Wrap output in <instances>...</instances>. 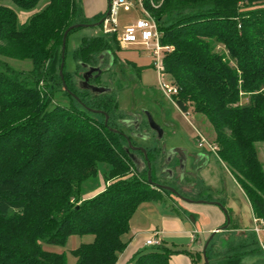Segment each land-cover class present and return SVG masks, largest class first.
<instances>
[{"label":"trees","instance_id":"trees-1","mask_svg":"<svg viewBox=\"0 0 264 264\" xmlns=\"http://www.w3.org/2000/svg\"><path fill=\"white\" fill-rule=\"evenodd\" d=\"M153 2L146 0V6L159 22L161 43L172 47L162 65L177 87L176 107L185 112L191 105L205 117L215 134L216 158L243 190L252 214L264 219V169L255 145L264 142V0ZM20 12L29 14L24 21ZM103 15L97 13L93 21ZM90 22L80 0H0V264H67L64 252L46 245L62 246L71 235L84 234L93 235V241L70 250L75 264H115L139 204L168 194L152 187L146 167L134 166L124 137L105 126L104 115L75 106L63 89L58 74L63 32ZM15 45L23 54L14 58L28 61L27 70L4 60L13 57ZM57 47V66L50 71L47 62ZM112 48L109 38L92 36L82 40L73 58L78 56L80 65ZM43 78L45 89L39 86ZM66 86L86 106L109 117L114 113L112 91L102 97L74 83ZM60 91L67 107L51 105ZM99 178L103 189L83 198L99 186ZM225 228L234 229L229 223ZM208 245L211 253L217 250ZM149 249L137 251L130 264H170L178 251L191 255L164 242ZM219 249L228 258L218 264L264 256L251 233L239 241L225 238ZM194 257L198 264L202 248Z\"/></svg>","mask_w":264,"mask_h":264},{"label":"rangeland","instance_id":"rangeland-1","mask_svg":"<svg viewBox=\"0 0 264 264\" xmlns=\"http://www.w3.org/2000/svg\"><path fill=\"white\" fill-rule=\"evenodd\" d=\"M99 1L100 0H80L83 11L87 6L88 14H90L88 17L91 21L90 23L97 22L93 21L94 13L92 8L94 3H99ZM39 8L40 6H38L36 10ZM100 13H105V9ZM19 14H23V12H20ZM84 14L87 16L85 11ZM111 16L115 19V24H112L110 21H108V23L103 26L100 24L98 26L78 27L69 33L64 47L62 71L64 82L69 85L73 83L76 85L75 75H78L77 73L80 71V67L75 61L79 57L75 55L73 58V55L74 51L81 45L82 40L92 36L107 37L109 38L110 45L113 47L112 52L109 51L108 53L114 58L115 66L103 72L95 82L101 85H108V87L111 88L116 100L115 112L112 113V116H110V118L107 120L108 127L117 128L116 124H113L112 118L116 116H123L125 110L147 113L152 116V119L156 124L159 125L162 131L161 137L156 142L158 146H161L162 148L164 146L168 149L174 146H182L191 153L197 152L201 149L208 151V145L214 147L215 134L205 117L201 114L195 113L191 105H187L186 111L181 112L176 107L174 101H169L161 94L157 69L153 65V62L156 59L151 51L138 44L119 47L115 43V38L113 35L104 31V28H115L117 32H120L125 24L131 23L137 18L142 17L139 9H123L119 7L112 11ZM22 49L23 48L21 45H15L13 48H11L10 52L13 57L4 59L8 62V64H10V67L22 70L28 69V65H30L28 61L14 58V56L20 57L23 54ZM58 54L59 50L57 47L55 49L56 56L49 59L47 62L48 65H51L50 71L56 69ZM164 81L171 83L166 74L164 76ZM47 83L48 82H46V79H40L39 86L45 89L47 87ZM173 85L176 87L175 84ZM82 95L86 94L84 93ZM56 96L57 99L54 97V101L51 103L52 106L59 105L67 107L70 105L69 100L62 94L61 91L60 93H57ZM85 97L87 98V96ZM245 100V97L242 98V102ZM79 101L80 99L77 100L74 98V105L78 106L79 103L82 102ZM157 109L163 113L159 114ZM122 129L125 128L122 127ZM137 140L138 143L143 146L150 148L154 147V142L151 141V138H141ZM255 145L258 159L262 163L264 169V142H258ZM198 174L201 186L205 185L212 189H205L203 191L201 197H207L206 201L193 203H196L195 205L210 204L209 201L221 203V205L227 210V216L225 217L224 223L218 225L216 228H221L227 223H229V225L234 228L230 231L223 228L213 233L210 242L217 250H213L211 253L209 251L211 245H208V264H218L219 258L223 256L226 259L228 258L225 257L227 254L226 251L219 249V242L228 237H232L235 239V241H239L243 234H254L251 231V228L253 227V215L243 190L235 182L226 166L216 158L214 151L213 153L209 152L208 164L202 170H200ZM153 180H155V178H153ZM104 185L105 184L103 180L99 178V186L93 191L84 193L83 198L93 196L102 190ZM182 203L184 202L179 201L174 197H172L170 200L166 196H163L161 200L156 202H142L132 215L130 225L132 224L136 227H142L141 229H146L148 224L151 223V225L155 228H162L161 218L162 214L164 213L173 214L176 217L181 216L184 218L183 213H186L187 211L181 207L180 204ZM254 235L258 241V244H264V229H262L259 234ZM164 239V245L174 248V250L183 249L189 251V249H191V247L187 244L188 239L170 236H166ZM92 241L93 235L91 234L71 235L67 238L64 245H46V248L56 252H64L66 263L75 264L76 258L72 255L70 250L80 243H89ZM202 246L203 245H201L199 248H202ZM142 249L145 251L150 250L149 247L145 245L142 247ZM198 250L195 251V253L198 252ZM218 250H220V252H218ZM214 251L215 253H219L220 256H215ZM176 253L182 254L183 258L185 256L189 257L186 252L183 253L180 251L175 252V254ZM197 261L198 264H204L203 258L200 259L197 257ZM225 262L228 263L227 261H222L221 264H225ZM176 263L184 264L182 258L179 261L176 260ZM238 264H264V256L261 253H256L253 256H245Z\"/></svg>","mask_w":264,"mask_h":264},{"label":"flooded vegetation","instance_id":"flooded-vegetation-1","mask_svg":"<svg viewBox=\"0 0 264 264\" xmlns=\"http://www.w3.org/2000/svg\"><path fill=\"white\" fill-rule=\"evenodd\" d=\"M83 64L88 65V67L98 66L99 69L101 70L100 75L106 70H109L110 68L115 66L114 58L111 57L108 53H105L103 55L98 54L95 60L87 63L85 62ZM79 67H80V71H78L77 76L75 75V83L77 88H78V83L81 84L82 73L86 71V68L82 67V65H79ZM95 75H96V71H92L91 73L86 74V77L89 78L88 79L89 83L101 85L95 82L100 75L99 76H95ZM101 86L108 87V85H101ZM108 93L109 92L103 93L101 94V96L105 97V95ZM158 113L162 114L163 112L158 110ZM147 115H148L147 113L125 110L123 116L120 117L116 116L112 118L113 124L114 125L116 124L117 128H114L113 127L114 125L112 127L124 133L128 137L130 144L133 147H142L145 149L146 157L150 164V178L151 177L155 178V180L151 179L152 182L172 187L181 196L191 201H185L182 198H180V196H178L177 194L167 190L165 191H167L168 194H164V196H166L170 200L172 199V197H174L175 199L182 201L184 203L206 201L207 197L205 198L201 197L203 191L205 189L209 190L212 188H208L205 185L201 186L198 172L202 170L205 166H207L209 160V152L213 153V150H211V148H209L208 146L209 148L208 151L205 149H201L197 152L191 153L185 147L182 146H174L169 149L165 148L164 146L163 148L161 146H158L156 142L159 140V136L162 135V131L159 125L156 124L153 119L152 122L148 120ZM109 118L110 117L108 116V119ZM135 126H137L138 129H135L134 128ZM122 127H124L125 129H122ZM134 134H140V136L142 137L136 136ZM122 136L125 139V143H124L125 151L128 148L126 154L130 159V161L139 170L143 169L144 167H146V169L148 170L147 161L144 157L143 152L138 149L132 150L131 148L127 147L128 146L127 138L124 135ZM141 138H145V139L151 138V141L154 142L153 143L154 147L150 148L138 143L137 139H141ZM199 153H202V155L198 156ZM205 154L208 155V158L205 157ZM152 187L158 190H164L153 185Z\"/></svg>","mask_w":264,"mask_h":264},{"label":"crops","instance_id":"crops-1","mask_svg":"<svg viewBox=\"0 0 264 264\" xmlns=\"http://www.w3.org/2000/svg\"><path fill=\"white\" fill-rule=\"evenodd\" d=\"M105 8V0H100L99 3H94L92 8L94 14H92L95 15L97 13H100ZM84 11L86 12L87 17H89L90 14H88L87 6L84 8ZM28 15V13L19 14V19L21 18L20 21H24ZM195 204L196 203L180 204L181 207L187 211L186 213H183L184 218L181 216L176 217L173 214H162V228H155L151 225V223H149L146 229H141L142 227H136L132 224L130 225V219L129 231L122 236V240L126 242V246L124 250L118 255V259L115 264H130L131 258L137 251L142 249L145 240L151 237L153 232L157 230L162 231V242H165L164 238L166 236L188 239L187 244L191 247L188 252H191V255L187 253L189 257L185 256L183 258L182 254H175L174 252L169 258L170 264H177L176 260L179 261L181 258L183 259L184 264H193L192 259L195 258V251H197L201 246V243L207 237H209L212 230L218 229L216 227L224 223L226 217L222 210L213 203L202 205Z\"/></svg>","mask_w":264,"mask_h":264},{"label":"built area","instance_id":"built-area-1","mask_svg":"<svg viewBox=\"0 0 264 264\" xmlns=\"http://www.w3.org/2000/svg\"><path fill=\"white\" fill-rule=\"evenodd\" d=\"M147 1L150 6H154L153 0ZM109 4L110 13L103 21L102 26L107 24L108 21H110L112 24H115V19L111 16V13L113 10L119 7L123 9H139L142 17L137 18L131 23L125 24L120 32H117L115 28H104V31L113 35L115 38V43L119 47L138 44L151 51L156 59L153 62V65L157 69L161 94L169 101L173 102V96L177 93V88L172 83L164 81L165 72L162 65L163 55L166 51H171L172 47L161 43L162 32L159 29V22L155 16L150 13L148 7L146 6V0H109ZM208 146L215 153L216 147H211L210 145ZM252 224L253 227L251 228V231L256 235L259 234L262 229H264V219L262 218H258L253 215ZM160 244H162L161 230L154 231L151 237L147 238L144 242V245L148 247L158 246ZM259 245L262 251H264V244L260 243Z\"/></svg>","mask_w":264,"mask_h":264},{"label":"water","instance_id":"water-1","mask_svg":"<svg viewBox=\"0 0 264 264\" xmlns=\"http://www.w3.org/2000/svg\"><path fill=\"white\" fill-rule=\"evenodd\" d=\"M106 3H107V5H106V11H105L104 15H103V16H102L97 22H94V23H77V24H73V25L69 26L68 28H66V29L64 30V32H63L62 43H61V61H60L59 69H58V74H59V77H60V79H61L63 89L66 90L67 92H69V93L73 96V98H75V99H77V100H79L78 97H77L75 94H73L72 92H70V91L68 90V88H67V86H66V83L64 82L63 77H62V76H63V73H62V71H63V57H64V47H65L66 35H67L68 31H70V30L73 29V28L84 27V26H98V25L102 24L103 21L106 19V17H107V16L109 15V13H110V4H109V0H106ZM105 53H108V51H106V52H102L101 55H103V54H105ZM108 54H109V53H108ZM80 65H82V67H85V68H86V71H85L84 73H82L81 84L78 83V88L88 90L90 93L95 94V95H101V94L106 93V92H111V88H109V87H105V86H101V85H98V84H91V83H89V81H88L89 78L86 77V74H87V73L89 74V73H91L92 71H96V75H95V76H99L100 73H101V70L99 69L98 66H96V67H88V65L83 64V63H80ZM79 102H80V101H79ZM80 104H81V106H82L85 110H87V111H89V112H91V113L102 114V115H104V124H105V126H107L108 114H107L105 111L100 110V109L90 108V107L86 106V105H85L84 103H82V102H81ZM147 116H148V120L152 122L153 120H152V117L150 116V114H148ZM108 128H109L110 130L114 131V132H117V133H120V134L126 136L124 133L118 131L117 129L110 128V127H108ZM134 128H135V129H138L137 126H135ZM134 135H136V136H140V134H134ZM140 137H142V136H140ZM160 137H161V135L159 136V138H160ZM126 138H127V145H128L127 147L131 148L132 150H136V149H138V150H140V151L143 152L144 157H145V159H146V161H147V168H148V170H147V180H148V182H149L150 184H152L153 186L159 187L160 189H164V190H167V191L173 192V193L177 194L178 196H180V198H182V199L185 200V201H191V200H189V199H187V198L181 196V195H180V194H179L174 188H172V187H169V186H165V185H161V184H157V183L152 182V180H151V178H150V164H149L148 159H147V157H146L145 149L142 148V147H133V146L130 144V141H129V139H128L127 136H126ZM126 151H128V148L126 149ZM201 155H202V153H199V154H198V156H201ZM205 157L208 158V155L205 154ZM201 202H203V201H201ZM210 203H213V204L218 205V206L220 207V209L222 210V212L227 216L226 209H225V208H224L219 202H210ZM227 224H228V223H227ZM227 224H226V225H227ZM226 225H224V226H222L221 228H218V229H216V230H213L212 233L209 235V237L205 240V242H204V244H203V246H202V258H203V263H204V264H208V258H207V255H206V248H207V246H208L210 240L212 239L213 233H215L216 231H218V230H220V229L225 228Z\"/></svg>","mask_w":264,"mask_h":264}]
</instances>
